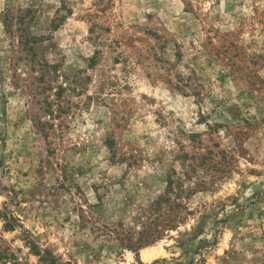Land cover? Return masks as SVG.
Instances as JSON below:
<instances>
[{
	"label": "rangeland",
	"instance_id": "374dc122",
	"mask_svg": "<svg viewBox=\"0 0 264 264\" xmlns=\"http://www.w3.org/2000/svg\"><path fill=\"white\" fill-rule=\"evenodd\" d=\"M45 251L264 264V0H0V264Z\"/></svg>",
	"mask_w": 264,
	"mask_h": 264
},
{
	"label": "trees",
	"instance_id": "16d2710c",
	"mask_svg": "<svg viewBox=\"0 0 264 264\" xmlns=\"http://www.w3.org/2000/svg\"><path fill=\"white\" fill-rule=\"evenodd\" d=\"M28 42V41H27ZM31 49V48H30ZM176 183V180H174L172 178V176H169V179H168V186H167V189H166V193L164 196H161L156 202H154V206H155V210H160L162 209V206L164 203L168 202L170 200L168 196V194L173 190L174 188V184ZM154 239L151 240V242L153 241ZM39 255H41V260L44 261V262H47L49 264H59V262L56 260L55 256L53 255L52 252L50 251H45V252H39L38 253Z\"/></svg>",
	"mask_w": 264,
	"mask_h": 264
},
{
	"label": "bare ground",
	"instance_id": "6f19581e",
	"mask_svg": "<svg viewBox=\"0 0 264 264\" xmlns=\"http://www.w3.org/2000/svg\"><path fill=\"white\" fill-rule=\"evenodd\" d=\"M156 251V250H155ZM153 250L152 249H144L143 250V258L144 259H150L153 257Z\"/></svg>",
	"mask_w": 264,
	"mask_h": 264
}]
</instances>
